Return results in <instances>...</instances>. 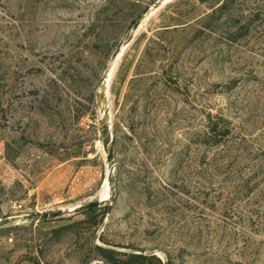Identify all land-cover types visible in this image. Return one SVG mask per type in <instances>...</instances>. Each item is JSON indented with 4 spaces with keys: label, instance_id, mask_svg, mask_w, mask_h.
Returning a JSON list of instances; mask_svg holds the SVG:
<instances>
[{
    "label": "rangeland",
    "instance_id": "obj_1",
    "mask_svg": "<svg viewBox=\"0 0 264 264\" xmlns=\"http://www.w3.org/2000/svg\"><path fill=\"white\" fill-rule=\"evenodd\" d=\"M214 3L0 0V264H264V10L234 41Z\"/></svg>",
    "mask_w": 264,
    "mask_h": 264
},
{
    "label": "trees",
    "instance_id": "obj_2",
    "mask_svg": "<svg viewBox=\"0 0 264 264\" xmlns=\"http://www.w3.org/2000/svg\"><path fill=\"white\" fill-rule=\"evenodd\" d=\"M211 12L207 13L203 20L201 30L209 32L223 33L232 40H238L250 34L256 21L260 20L261 12L264 10V1L255 2L249 7L250 0H214ZM219 131L218 122H210L207 132V139H213L209 143L217 144L226 135ZM98 256L106 264H169L154 253L118 251L114 248L96 246ZM96 264H101L97 262Z\"/></svg>",
    "mask_w": 264,
    "mask_h": 264
},
{
    "label": "water",
    "instance_id": "obj_3",
    "mask_svg": "<svg viewBox=\"0 0 264 264\" xmlns=\"http://www.w3.org/2000/svg\"><path fill=\"white\" fill-rule=\"evenodd\" d=\"M170 0H167V2ZM165 3V2H164ZM140 24V23H139ZM101 95H104V92H101ZM105 113H109L108 109L104 110ZM110 120H105L104 121V126H103V132H104V146L108 148L109 151V160L113 161V155H114V147L112 144V132H111V125L109 124ZM101 200L98 199L94 202H89L88 204H85L83 206H80V209H88V208H93L97 207L101 204ZM61 213L60 212H53V213H35L30 216H27L25 219L27 221H37L40 220L41 218H50V217H56L59 216ZM20 221V219L14 220V222Z\"/></svg>",
    "mask_w": 264,
    "mask_h": 264
},
{
    "label": "built area",
    "instance_id": "obj_4",
    "mask_svg": "<svg viewBox=\"0 0 264 264\" xmlns=\"http://www.w3.org/2000/svg\"><path fill=\"white\" fill-rule=\"evenodd\" d=\"M91 123H92V120H90L89 122H87L86 125H85V127L87 129H89L91 127ZM50 236H51V234H48V237H50Z\"/></svg>",
    "mask_w": 264,
    "mask_h": 264
},
{
    "label": "bare ground",
    "instance_id": "obj_5",
    "mask_svg": "<svg viewBox=\"0 0 264 264\" xmlns=\"http://www.w3.org/2000/svg\"><path fill=\"white\" fill-rule=\"evenodd\" d=\"M152 13H150L149 15H151ZM143 20V19H142ZM141 23H142V21H141ZM141 23H140V26H141ZM124 52V51H123ZM112 72H113V70H111ZM111 71H110V73H111ZM108 115V114H107ZM107 120H108V118H107ZM110 169V168H109Z\"/></svg>",
    "mask_w": 264,
    "mask_h": 264
}]
</instances>
